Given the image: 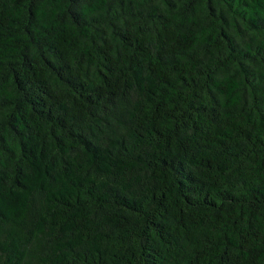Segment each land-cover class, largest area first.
Listing matches in <instances>:
<instances>
[{
  "label": "trees",
  "instance_id": "1",
  "mask_svg": "<svg viewBox=\"0 0 264 264\" xmlns=\"http://www.w3.org/2000/svg\"><path fill=\"white\" fill-rule=\"evenodd\" d=\"M0 264H264V0H0Z\"/></svg>",
  "mask_w": 264,
  "mask_h": 264
}]
</instances>
